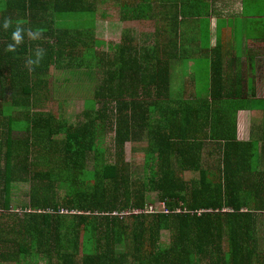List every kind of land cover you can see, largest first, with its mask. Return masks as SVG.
I'll return each mask as SVG.
<instances>
[{"label": "trees", "instance_id": "trees-1", "mask_svg": "<svg viewBox=\"0 0 264 264\" xmlns=\"http://www.w3.org/2000/svg\"><path fill=\"white\" fill-rule=\"evenodd\" d=\"M110 2L115 6V0H0V22L9 17L13 27L19 21L43 30L40 41L26 37L12 53L5 48L13 29L0 26V123L10 121L0 126V263L11 257L15 264H264L262 219L241 212L232 149L224 145L219 167L205 166L203 143L176 133L181 111L171 62L145 56L143 35L138 41L124 34L120 43L103 36L118 28L115 18L98 20L97 3ZM157 13L158 41L164 29ZM129 16L144 20L137 8L122 18ZM37 45L46 55L29 72L24 61ZM63 68L90 84L76 86L88 107L75 125L48 111L56 101L51 70ZM109 122L114 164L106 158ZM143 141L145 158L155 161L143 166L146 178H132L124 147ZM151 194L163 212L147 210Z\"/></svg>", "mask_w": 264, "mask_h": 264}, {"label": "crops", "instance_id": "crops-1", "mask_svg": "<svg viewBox=\"0 0 264 264\" xmlns=\"http://www.w3.org/2000/svg\"><path fill=\"white\" fill-rule=\"evenodd\" d=\"M115 7L117 42L124 34L134 40L143 35L145 56L171 62L181 111L176 133L203 143L199 154L205 166L219 167L224 145L232 149L233 189L241 193L242 213H260L264 242V0H115ZM135 8L144 20L129 16L124 21V13ZM161 10L158 26L164 32L157 41L154 22ZM1 124L8 127L10 121ZM13 261L10 257L0 264Z\"/></svg>", "mask_w": 264, "mask_h": 264}, {"label": "rangeland", "instance_id": "rangeland-1", "mask_svg": "<svg viewBox=\"0 0 264 264\" xmlns=\"http://www.w3.org/2000/svg\"><path fill=\"white\" fill-rule=\"evenodd\" d=\"M111 7V8H109ZM98 8V20L106 19H114L115 13L117 12V8L113 6V3H107V5L102 3H97ZM111 21V20H110ZM109 32V33H107ZM107 32H103V36L109 38V41L115 40L114 29L107 30ZM113 32V34H111ZM144 34V33H142ZM108 41V42H109ZM108 50V48H104ZM82 69H86L85 67ZM100 75V72L98 73ZM50 89H55L56 98L48 105V111L54 113L56 116L60 117L61 120L68 122L71 125H75L79 122L85 121L83 117V112L87 109V103L85 102V96L79 94L76 89L77 85H81L86 87L90 85L84 79L83 82L78 79V72L75 69L66 70V69H52L51 77H50ZM74 93V94H73ZM92 91L89 94V97L92 96ZM87 98V97H86ZM64 102V103H63ZM101 107V106H97ZM110 123V122H109ZM112 123H110L105 131V148L107 149L106 158H108V163L114 164L115 162V147L113 145V137L114 133L111 128ZM17 134V133H16ZM147 142L143 141L141 144H133L127 143L124 147V160L127 162L129 166V170L132 174V178L140 177L146 178L148 174H143L142 169L143 166L149 162L151 165L155 158L152 155L146 159L145 154L142 151V148L146 146ZM154 155V154H153ZM155 156V155H154ZM93 159L90 158L88 161L87 169H93ZM198 174L186 173V178H197ZM23 185V184H22ZM28 190L30 185L28 184ZM58 194H63L62 190L57 192ZM151 201L148 202L147 210L148 211H160L163 212L165 210L164 205L161 202L157 201V198L154 197V194L150 195ZM163 243H170V233L168 231L163 232Z\"/></svg>", "mask_w": 264, "mask_h": 264}, {"label": "clouds", "instance_id": "clouds-1", "mask_svg": "<svg viewBox=\"0 0 264 264\" xmlns=\"http://www.w3.org/2000/svg\"><path fill=\"white\" fill-rule=\"evenodd\" d=\"M0 26L3 27L5 31L12 28L11 32V42L6 45L5 51L15 53L17 48L25 42V38L31 41H40L43 38V30L40 28H30L25 27L21 22H15L13 27V20L9 17L3 18L0 22ZM46 55V50L37 45L33 52V55L25 58L24 66L29 72H33L35 68L41 65Z\"/></svg>", "mask_w": 264, "mask_h": 264}]
</instances>
